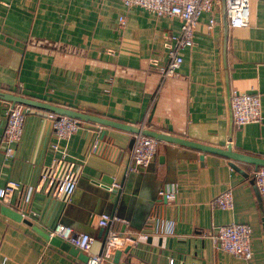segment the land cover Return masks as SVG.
Instances as JSON below:
<instances>
[{
    "label": "crops",
    "instance_id": "crops-1",
    "mask_svg": "<svg viewBox=\"0 0 264 264\" xmlns=\"http://www.w3.org/2000/svg\"><path fill=\"white\" fill-rule=\"evenodd\" d=\"M211 18L215 24L209 29ZM180 32L179 18L127 7L121 0H0V90L114 121L144 123L212 147L231 145L236 152L264 159V1H250L248 26H229V87L260 94L262 105V120L234 125L231 138L220 0L213 12L200 17L195 44L182 51L177 74L163 79L159 68L168 62L167 44ZM12 105L0 100V189L10 180L21 185L12 205L0 199V264L80 263L69 254L73 245L63 240L52 244L23 220L4 214L2 205L35 212L37 219H28L46 233L59 218L89 233L95 239L92 253L104 248L107 232L98 225L100 215H112L115 208L114 215L125 221L113 225L126 236L116 250L122 251L121 262L169 264L174 258L175 264H264V196L254 182L255 165L159 140L153 160L129 171L135 133L82 122L70 138L57 140L50 124L33 115L9 154L4 130ZM96 138L107 148L87 156ZM53 142L57 150L51 148ZM54 159L62 160L64 172L76 166L75 188L60 212L42 183ZM106 186L121 187L122 200L107 198ZM161 189L175 197H161ZM228 189L233 209L213 205ZM230 223L250 226L252 258L247 263L209 237ZM116 251L105 264H115Z\"/></svg>",
    "mask_w": 264,
    "mask_h": 264
},
{
    "label": "built area",
    "instance_id": "built-area-1",
    "mask_svg": "<svg viewBox=\"0 0 264 264\" xmlns=\"http://www.w3.org/2000/svg\"><path fill=\"white\" fill-rule=\"evenodd\" d=\"M127 7L141 6L158 16L177 17L181 21V32L174 43L167 44L168 62L164 67L159 68V73L165 79L174 76L183 64L182 51L195 44V31L199 19L205 12H213L219 0H121ZM250 1L251 0H226L228 24L230 27L238 28L248 26L250 23ZM264 1V0H263ZM121 25L125 23V17L119 19ZM215 24L211 18L209 29ZM233 120L236 128L245 124L256 123L262 120L261 97L258 93L232 92ZM33 115L40 122L49 123L52 134L57 140L70 138L81 127L83 121L67 115H59L53 112L36 110L22 104L9 107L6 113V124L4 130V141L7 152L12 154L13 147L21 141L25 132L27 117ZM146 128L144 123L138 125ZM158 139L144 135L139 132L134 136V143L130 150L129 171H135L139 167H146L154 158L157 150ZM51 148L58 149V143H51ZM107 144L99 139L90 143L86 155L101 154L105 152ZM52 169L42 175V183L55 187L58 193L69 194L76 185V166L70 172H64L62 160L54 159ZM254 182L261 195L264 196V167H259L254 173ZM21 183L17 180L8 181L4 188L0 189V199L8 205L14 202V195ZM118 187L119 185H114ZM114 189L109 187V190ZM161 197L173 199L174 192L161 189ZM213 205L221 209H233L234 196L232 189H228L213 200ZM24 218L36 215L35 212H21ZM152 220H158L156 216ZM123 223L124 219L118 216H111L102 213L98 225L107 228L104 241V248L101 253H92L94 237L86 232L74 230L69 225L59 221L54 222L49 228L50 237H57L73 245L81 252L88 255V260L79 264H105L111 253L122 247L126 242V236L117 228L114 223ZM145 237L148 234L144 235ZM214 245H219L225 251L243 259L246 263L252 258L250 244V226L245 223H230L222 225L209 235ZM176 259L171 258L169 264H175Z\"/></svg>",
    "mask_w": 264,
    "mask_h": 264
},
{
    "label": "water",
    "instance_id": "water-1",
    "mask_svg": "<svg viewBox=\"0 0 264 264\" xmlns=\"http://www.w3.org/2000/svg\"><path fill=\"white\" fill-rule=\"evenodd\" d=\"M220 3H221V11H222V22H223V28H224L223 47H222L223 65H224L225 79H226V85H227V97H228L229 115H230V118H229V134H230V138H231V133H232L233 128H234V120H233V111H232V91H231L229 84H228L227 60H226L229 24H228L226 0H220ZM0 100L8 101L13 105L22 104V105H25V106H28L30 108L37 109V110L53 112V113H56L59 115H67V116H70L72 118H76V119L83 121V122H92V123H96V124L102 125V126H110V127L122 129L125 131L133 132L135 134L141 132L144 135L151 136V137L156 138L158 140H164V141H169V142H173V143H178L181 145H185L188 147L198 149V150L203 151V152L219 154V155L225 156V157L232 159V160H235V161H243V162L253 164L257 168L264 167V159L263 158L254 157V156L245 155L243 153L236 152L232 149L231 145H228L225 149L224 148H218V147H212V146L205 145L202 143L190 141V140L185 139V138H180V137H176L173 135H169L167 133H161V132H158V131H155L152 129H148V128H141L138 125H132V124H128V123L114 121V120L108 119V118L100 116V115H95L92 113L79 111L76 109H72L70 107L53 104L50 102H46V101L31 98V97H27V96H24L22 94H16V93L3 91V90H0ZM102 181H104L106 183H110L109 180L107 181V180H105V178H103ZM106 189L108 191V197L107 198L111 199V201L113 203H116L117 201L122 200L124 190L121 187H119L117 189H112L111 192H109L108 186H106ZM49 194L54 198L55 210L57 209L58 212H60L62 206L65 204V201L68 199V196L66 194L58 193L56 188L53 186L49 188ZM165 199H164V201H165ZM1 210L4 214H6L10 217H13V218L20 220V221L23 220L29 226L33 227L34 230H36L38 233L43 235V237H45L46 239L51 241L52 244L62 243L61 239H59L57 237H50L49 233H46L42 229H40V227L35 225L32 220H30L28 218H24L20 212L12 210L11 208H9L8 206H5V205L1 206ZM114 212H115V208L113 209V213L111 216H114V214H115ZM31 217L37 219L36 215H31ZM58 221H60V218ZM107 230H108L107 228H103V227L101 228L102 233H106ZM129 250H130V248H127L125 250V252L128 253ZM121 253H122V251H120V250L116 251L115 257H114V263L115 264H132L129 259L127 261L121 262L120 261ZM69 254L76 257L81 262H85L88 260V255L81 252L76 247L74 248V250L73 249L70 250Z\"/></svg>",
    "mask_w": 264,
    "mask_h": 264
}]
</instances>
